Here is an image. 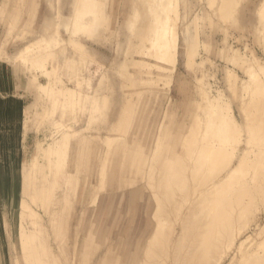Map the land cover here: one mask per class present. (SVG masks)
<instances>
[{
	"label": "rangeland",
	"instance_id": "rangeland-1",
	"mask_svg": "<svg viewBox=\"0 0 264 264\" xmlns=\"http://www.w3.org/2000/svg\"><path fill=\"white\" fill-rule=\"evenodd\" d=\"M129 2L88 0L87 7L84 0L83 9L81 0H0L1 78L32 95L23 98L29 105L15 131L23 143L0 139V264H29L32 258L30 264H80L83 256L86 264H131L135 253L138 264L160 248L152 238L160 225L154 213L161 207L156 195L162 198L160 187L167 183L159 185V174H171L166 188L184 207L215 189L240 194V179L264 177V0H165L164 26L142 44L134 38L142 17L127 12ZM120 144L136 169L123 159L129 167L110 188L106 175L114 149L123 152ZM243 151L248 162L225 180L229 185L219 186L232 187L214 188ZM164 156L170 161L162 170ZM174 157L181 163L172 167L167 161ZM121 158H114L113 174ZM148 177L153 184L146 185ZM44 190L43 200L34 197ZM258 197L253 214L262 225L264 196ZM62 206L69 212L57 235L53 224L59 221L50 219ZM28 208L39 216L35 229ZM166 222L158 229L168 231L157 234L165 239L170 226L169 235L176 236L178 226ZM41 244L48 258L38 256ZM29 245H38L35 257ZM253 259L246 255L230 264Z\"/></svg>",
	"mask_w": 264,
	"mask_h": 264
},
{
	"label": "bare ground",
	"instance_id": "bare-ground-1",
	"mask_svg": "<svg viewBox=\"0 0 264 264\" xmlns=\"http://www.w3.org/2000/svg\"><path fill=\"white\" fill-rule=\"evenodd\" d=\"M83 1V3H82ZM86 1V4L84 3V0H81V4L80 5V8L82 6L83 8V5L85 4L86 6L89 5L87 2L88 0H85ZM97 1V0H96ZM130 2V5L127 6V12H131L129 14H135L137 19L138 18H141L142 17V26L138 28V30H134L135 31V36L134 38L139 40V42L142 44V42L146 41L147 37H148V34H150V32H153L155 31L156 29L158 30V28H160V25L164 23V19L162 18L163 16L160 15V13H162L164 10H165V0H129ZM99 2V1H98ZM97 2V3H98ZM102 2H100L101 4ZM263 3V2H262ZM261 3V4H262ZM80 4V3H79ZM78 4V5H79ZM260 4V6H261ZM84 5V6H85ZM175 5V4H174ZM177 5V4H176ZM85 6V7H86ZM88 7V6H87ZM174 7V6H173ZM76 8H79L76 7ZM167 8V7H166ZM83 9H86V8H83ZM101 9V8H100ZM76 10V9H75ZM126 10V9H125ZM83 11V10H82ZM89 9L87 8V10L84 11V13L88 12ZM101 11V10H100ZM93 12V11H92ZM166 12V11H165ZM177 12V11H176ZM83 13V14H84ZM169 13V12H168ZM89 14V13H88ZM98 14V13H97ZM176 14V13H175ZM75 15V14H74ZM99 15V14H98ZM100 17L101 14L99 15ZM99 17V18H100ZM176 17V16H175ZM71 19V18H70ZM101 20V18H100ZM136 20V18H135ZM164 20V21H163ZM168 21V20H167ZM166 21V22H167ZM98 22V21H97ZM71 23V22H70ZM164 26V25H163ZM168 27V26H167ZM167 30V28H165ZM169 29V28H168ZM186 31V30H185ZM171 33V30L169 31ZM173 33V32H172ZM170 35V34H169ZM176 35V34H174ZM172 36V35H171ZM131 37V36H130ZM176 38V37H175ZM190 38V37H189ZM166 39V38H165ZM164 39V40H165ZM170 39V38H169ZM194 39V38H193ZM130 40V39H129ZM173 40V38H172ZM162 41V39H161ZM164 42V41H163ZM72 43V42H71ZM143 43V44H144ZM150 43V42H149ZM147 42V45L149 44ZM168 44V43H167ZM166 44V46H167ZM139 45V44H138ZM136 46V45H135ZM141 46V45H140ZM164 46V45H163ZM169 46V44H168ZM134 47V46H133ZM170 47V46H169ZM168 47V48H169ZM175 47V46H174ZM167 48V47H166ZM159 49H161L159 47ZM174 49V48H173ZM157 50V49H156ZM161 50L164 51V49L162 48ZM160 50V51H161ZM169 50V49H167ZM171 50V49H170ZM149 51V50H148ZM166 51V50H165ZM157 52V51H156ZM172 52V51H171ZM155 53V52H153ZM164 53V52H162ZM162 53H159L160 54V58H161V54ZM166 53V52H165ZM165 53L163 54L165 56ZM186 53V52H185ZM189 53V52H188ZM194 53V52H193ZM158 54V53H157ZM167 54V53H166ZM170 54V53H168ZM174 55L172 56V54H170V58H174ZM190 55V53H189ZM163 56V57H164ZM167 56V55H166ZM191 56V55H190ZM162 57L161 60H164V58ZM188 57V55H187ZM192 58V57H191ZM190 58V59H191ZM166 59V58H165ZM188 60V59H187ZM192 60V59H191ZM174 61V60H173ZM172 61V62H173ZM193 61V60H192ZM137 63V62H136ZM192 63V62H190ZM173 65V64H172ZM133 67V66H132ZM172 67V66H171ZM172 70V69H171ZM104 101V100H103ZM129 104V102L127 103V105ZM213 105V104H212ZM129 106V105H128ZM216 106V105H215ZM127 109V108H126ZM244 109V108H243ZM126 112V111H125ZM203 113V111H202ZM206 113V112H205ZM209 115V114H207ZM264 116V114H263ZM163 119V118H162ZM205 120V119H204ZM122 122V120H121ZM193 124V122H192ZM124 125V124H123ZM211 126V125H210ZM209 126V127H210ZM213 126V125H212ZM221 126V125H220ZM195 127V126H194ZM207 127V126H206ZM206 129V128H205ZM209 129V128H208ZM217 131V130H216ZM121 133V131H120ZM238 133V132H237ZM218 134V133H217ZM106 137V136H105ZM187 137V136H186ZM104 138V137H102ZM111 139V138H110ZM112 140V139H111ZM104 141V140H103ZM187 142V141H186ZM185 142V143H186ZM189 142V141H188ZM109 143V142H108ZM192 144V143H191ZM121 145V144H120ZM122 146V145H121ZM150 146V145H149ZM167 146V145H166ZM81 147V146H80ZM120 147V146H119ZM119 147H117L119 149ZM207 147V146H206ZM210 147V146H209ZM124 148L125 149V146L121 147V149ZM189 148V147H188ZM41 149V148H40ZM50 149V147H49ZM116 149V148H115ZM114 149V151L116 152V150ZM117 149V150H118ZM201 149V148H200ZM210 149V148H208ZM108 150V149H107ZM123 150V149H122ZM149 150V149H148ZM169 150V149H168ZM49 151V150H48ZM211 151V150H210ZM209 151V153H210ZM42 152V151H41ZM47 152V151H46ZM113 154L116 155L112 158L111 162H110V170L108 172V174L106 175L107 176V179H108V186L110 188H114V187H117L118 184V179L121 177V175L124 173V171L129 167H125V164L124 166L121 164L122 160L125 159L126 157L128 158V160L130 159L131 162L133 161V157H130L129 155H127V150L124 154V150L123 152H117ZM134 152V151H133ZM167 153V152H166ZM192 153V152H191ZM190 153V154H191ZM81 154V152H80ZM108 154V153H107ZM202 154V153H201ZM223 154V153H222ZM117 155H120L122 158H121V161H120V165L117 169V172L115 174H113L112 172V163H113V160L114 158L117 157ZM139 155V153H138ZM193 155V154H192ZM199 155V154H198ZM225 155V154H224ZM232 155V154H231ZM230 155V156H231ZM80 156V155H79ZM142 156V155H141ZM139 157V156H138ZM146 157V156H145ZM170 157V156H169ZM153 158V157H152ZM158 158V157H157ZM165 158V159H164ZM178 158V157H177ZM223 158V157H222ZM59 159V158H58ZM106 159V158H104ZM159 159V158H158ZM170 161V158H167L166 159V156H164L162 159H160V165L161 166L160 168L162 170H164V164H165V161L168 160ZM175 160H171V162L167 161L169 163V165L171 164V166L173 167V164H174V161L175 163L178 162V164H175V165H179V160L176 159V157H174ZM179 159V158H178ZM232 159V158H231ZM230 159V160H231ZM129 160V161H130ZM140 160V159H139ZM146 160V159H145ZM189 160V159H188ZM229 160V159H228ZM229 160V161H230ZM154 161V160H153ZM238 164L237 166H235L234 168H231L227 171L226 175L221 177L216 181L217 182V185L216 187L213 186L214 183H212L211 185L214 187V188H217V189H227V188H221L219 187L220 185H223V182L225 183V187L227 185H229L227 182H225V180L227 178H232L234 175H236V172L238 170V166L239 167H242L245 162L247 161L248 162V158L246 160V154L245 152H241L240 153V159L238 160ZM130 162V163H131ZM134 162V161H133ZM133 162L131 163V165L133 164ZM143 162V161H142ZM173 162V163H172ZM189 162V161H188ZM168 163H166V167L168 166ZM229 163V162H228ZM154 164V163H153ZM157 164V163H156ZM214 164V163H213ZM127 165V164H126ZM134 165V164H133ZM182 164H180L181 166ZM206 165V164H205ZM136 165H134V168H135ZM140 166V164H139ZM144 166V164H143ZM152 166V164H151ZM149 166V167H151ZM179 166V167H180ZM197 166V165H196ZM250 166V165H249ZM170 167V166H169ZM205 167V166H204ZM227 167V166H226ZM133 168V166L131 167ZM144 168V167H143ZM152 168V167H151ZM171 168V167H170ZM245 168V167H244ZM136 169V168H135ZM138 169V168H137ZM154 169V167L152 168ZM161 169H159L161 171ZM166 169V168H165ZM210 169V168H208ZM130 170V168H129ZM148 170V169H147ZM150 170V169H149ZM177 170V169H176ZM219 170H222L223 171V168H219ZM56 171V170H55ZM103 171V170H102ZM136 171V170H135ZM166 171V170H165ZM181 171V170H180ZM192 171V170H191ZM203 171V170H202ZM206 171V170H205ZM211 171V170H209ZM213 171L215 172V169L213 168ZM218 171V170H217ZM129 172V171H128ZM146 172V171H145ZM171 172V171H170ZM221 172V171H219ZM238 172H242L241 171H238ZM159 173V172H158ZM162 173V171H161ZM213 173V172H212ZM216 173V172H215ZM214 173V174H215ZM99 174V173H98ZM103 174V173H102ZM125 174V173H124ZM152 174V172H151ZM150 174V175H151ZM176 174V171L174 173H172V175H175ZM209 174V173H208ZM232 174H234L233 176H231ZM240 174V173H239ZM253 174V173H251ZM256 174H260V173H256ZM256 174H253L249 177V179L247 180L246 178L244 179H240V190L238 192H240V194L236 193V194H233L229 196H224L225 195V191H219V190H212V195L213 196V193L215 191V194H216V197H215V194H214V197L216 199H214L213 197L211 198L210 194L207 195V197L203 195H199V196H196V197H200V200L198 198H195L190 204L187 203L188 206L184 207L183 204H181V202L179 203L178 202V199H177V196L175 194L174 191H170L172 188H166V185L168 184H171V183H168L167 180H169L170 178H168V176L170 175L171 177V174L164 172L162 175L159 174L158 176V183L159 185L161 186V184H166V185H162L163 188H165L164 190H162V187H160V190L162 193V198L159 196L157 197L156 195V199L161 201V207H159V210L162 209V212H160L159 210H156L158 207L155 208L156 210V213L157 215H160V218L159 216H156V213H154L155 215V218L157 219V222L156 224L159 225L157 226L156 224V228L154 230H156V234H155V231L152 233V238L154 239V241L158 242V246L160 247L157 251L158 253H155L154 249H151L149 250V252H151L152 250V253H148L146 252L145 250V254L142 255V259L141 261L138 263V264H223L225 259L228 257L229 258V264L232 263L233 261H235L237 259V257H243V256H246V255H249V256H252V264H264V250L261 252L259 251L258 247L261 245H263L264 247V220H263V223L261 225L257 224L259 221H260V215H255L253 214V211L259 207L258 203L260 202L259 201V195L262 197V195L264 196V177L262 178H258V176ZM149 175V174H147ZM158 175V174H157ZM218 175V174H217ZM216 175V176H217ZM75 176V175H74ZM182 176V174H181ZM195 176V175H194ZM197 176V175H196ZM202 176V175H201ZM209 176V175H208ZM102 177V176H100ZM150 177V176H149ZM148 177V178H149ZM210 177V176H209ZM103 178V177H102ZM101 178V179H102ZM168 178V179H167ZM172 178H176V176H173ZM191 178V177H190ZM216 178V177H215ZM123 179V178H122ZM181 179V178H180ZM184 179V178H183ZM195 179V178H194ZM213 179V178H212ZM211 179V180H212ZM147 180H150L147 179ZM210 180V181H211ZM155 181V180H154ZM174 181V180H173ZM180 181V180H178ZM184 181V180H183ZM156 182V181H155ZM170 182H172V180H170ZM175 182V181H174ZM173 182V184H174ZM182 182V181H180ZM179 182V183H180ZM194 182V181H192ZM102 183V182H101ZM151 180L149 182V184H146V185H150ZM206 183V182H205ZM227 183V184H226ZM153 184V183H152ZM203 184V182H202ZM207 184V183H206ZM76 185V183H75ZM101 185V184H100ZM156 185V184H155ZM176 185V183H175ZM99 187V185H97ZM202 186V185H201ZM97 187V188H98ZM153 187V185H152ZM152 187L149 188L152 190ZM185 187V186H184ZM212 187V188H213ZM232 186H230L228 189H230ZM156 188V187H155ZM176 188V187H175ZM182 188V186H181ZM213 188V189H214ZM66 189V188H65ZM73 189V188H72ZM95 189V188H94ZM157 189V188H156ZM159 189V188H158ZM191 189V188H190ZM207 189V188H206ZM209 189V188H208ZM227 189V190H228ZM67 190V189H66ZM226 190V191H227ZM74 191V190H73ZM179 191V190H178ZM187 189H182L181 190V193L184 192L186 193ZM222 192V194H220L219 192ZM75 192V191H74ZM224 192V194H223ZM218 194H220L222 197H219ZM47 194V191L44 190L42 192H38L36 193V195L34 196L35 198H39L40 200H43L45 198V195ZM67 194V193H66ZM68 197V195H66ZM200 194V193H199ZM63 195V194H61ZM96 196V195H95ZM154 196V194H153ZM161 196V195H160ZM208 196L213 200H211L210 202V198H208ZM219 198H218V197ZM159 198V199H158ZM263 198V197H262ZM261 198V199H262ZM65 200V199H64ZM258 200L259 202L257 203ZM264 200V199H263ZM261 200V201H263ZM46 201V199L44 200ZM63 201V200H62ZM156 201V200H155ZM204 201H207L204 203ZM55 202V201H54ZM57 202V201H56ZM68 203V201H63V203ZM72 202V201H71ZM186 202V201H185ZM184 202V203H185ZM155 203H159V202H155ZM263 203V202H262ZM260 203V204H262ZM57 204V203H55ZM63 204V205H64ZM91 204V202H90ZM156 204V206H157ZM67 205V204H66ZM159 205V204H158ZM48 206V205H47ZM69 206V205H68ZM71 207V206H70ZM63 209L60 210V212L58 214H55L50 220L53 222V221H59V223H55L53 224L54 225V230L58 233L59 232V228L57 225H61V223H63L62 221L64 220V216L66 215V213H68V208H66V206H62ZM161 208V209H160ZM183 208H185L183 210ZM22 209V208H21ZM70 209V208H69ZM27 210V209H26ZM29 212H27V215L26 217H28V220H29V223L31 227H33V229H35V227L38 225V219H39V216L37 215V213L28 208ZM264 210V204L262 206V211ZM256 211V210H255ZM162 213V215L164 216V218L161 220L162 218V215L160 213ZM159 213V214H158ZM23 214V213H22ZM153 215V214H152ZM67 216V215H66ZM68 217V216H67ZM66 217V219H67ZM158 217V218H157ZM174 218V219H173ZM153 219H154V216H153ZM160 219L161 221L165 222V221H168L166 222L168 225L169 223L171 224V226L174 224V225H177L178 226V232L176 234V236L172 237L171 235H169L170 233L173 234L174 232V229L169 228V233H165L164 235H167L164 239V237H162L163 233L166 232L165 230H167L166 228V224L164 226V223L162 222V224L159 222ZM155 220V219H154ZM165 220V221H164ZM61 222V223H60ZM65 222V220H64ZM51 224V223H50ZM166 227L165 230L163 228H161L160 230L163 231L162 235L161 234H157L158 232V227ZM255 226L256 228L253 229L252 227ZM21 233L23 231V233L27 234V232L24 231L23 228H21ZM159 230V231H160ZM37 231V229H36ZM36 231L33 230V233H35ZM162 231L158 232V233H161ZM168 231V230H167ZM32 232V231H31ZM61 232V230H60ZM22 233V234H23ZM153 234H155L156 236L158 235H161L159 237H162V241L159 242L157 241L158 237L156 238V236L153 237ZM59 235V233L57 234ZM169 235V236H168ZM64 238V237H63ZM151 238V242H152V239ZM244 238V239H243ZM59 239V238H58ZM160 239V238H159ZM259 239L260 242H258V246L256 249H254L253 251L249 250V253L248 252H245L247 250V246L250 245V244H253V243H257L256 241ZM150 240V239H149ZM62 242V240H61ZM148 243H146V245H149L150 247H153L157 244H152V246L150 245L149 241H147ZM30 246V245H29ZM147 246V247H149ZM157 246V247H158ZM251 246V245H250ZM157 247H155V249H157ZM23 248V246H22ZM36 248H38V245H31L30 246V251L29 252V256L31 257L34 256L35 257V251H36ZM41 248V249H40ZM57 248V246H56ZM62 248V246H61ZM154 248V247H153ZM146 249V247H145ZM40 250L38 252V256L40 257V255L42 256H46L48 258V251L46 249V247H44V245L42 246V244L39 246V249ZM160 250V251H159ZM156 251V252H157ZM154 252V253H153ZM28 254V253H27ZM37 255V254H36ZM156 255V256H155ZM38 256L36 257V259H39ZM88 257V255H87ZM32 258V257H31ZM81 258V257H80ZM83 259L80 260V264H86L88 262L87 258L85 256L82 257ZM136 258H137V253L134 254V256L132 257L131 259V264H136ZM144 258V259H143ZM35 259V258H34ZM44 259V258H43ZM46 259V258H45ZM33 260V258H32ZM30 259V263L32 261ZM40 260V259H39ZM38 260V261H39ZM25 261V260H24ZM34 261V260H33ZM32 261V262H33ZM37 261V263H38ZM42 262H40L41 264H48L49 262L47 260H41ZM87 261V262H86ZM250 261H251V258H250ZM245 262V261H244ZM248 262V261H246ZM245 262V263H246ZM24 263V262H23ZM26 263V262H25ZM29 263V264H30ZM34 263V262H33ZM36 263V262H35ZM36 263V264H37ZM39 263V264H40ZM53 263V262H52ZM244 263V264H245Z\"/></svg>",
	"mask_w": 264,
	"mask_h": 264
},
{
	"label": "crops",
	"instance_id": "crops-1",
	"mask_svg": "<svg viewBox=\"0 0 264 264\" xmlns=\"http://www.w3.org/2000/svg\"><path fill=\"white\" fill-rule=\"evenodd\" d=\"M16 86L15 84L10 86L0 75V135L2 136L0 139L3 138V143L6 145L23 143L22 133L18 135L15 131L22 127L25 109L29 105H26L23 98L25 96L32 98L24 87L21 88L26 93L23 95ZM11 137L12 139H9Z\"/></svg>",
	"mask_w": 264,
	"mask_h": 264
}]
</instances>
